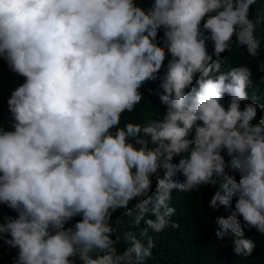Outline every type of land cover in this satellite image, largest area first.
<instances>
[{"label": "clouds", "instance_id": "1", "mask_svg": "<svg viewBox=\"0 0 264 264\" xmlns=\"http://www.w3.org/2000/svg\"><path fill=\"white\" fill-rule=\"evenodd\" d=\"M255 3L0 0V60L23 78L0 121V206L15 213L0 211V249L17 250L12 264H145L149 230L179 227L172 191L206 186H218L212 210L231 208L216 237L253 252L245 229L264 234V105L249 101L246 64L225 73L219 61L233 48L257 56ZM149 82L163 113L122 125ZM120 210L146 225L122 251Z\"/></svg>", "mask_w": 264, "mask_h": 264}, {"label": "trees", "instance_id": "2", "mask_svg": "<svg viewBox=\"0 0 264 264\" xmlns=\"http://www.w3.org/2000/svg\"><path fill=\"white\" fill-rule=\"evenodd\" d=\"M141 2L148 7L151 0H141ZM251 11L252 18H261V23L257 26L255 33L260 40L257 56L250 57L245 49L233 48L231 52L222 54L219 62L221 71L225 73L246 64L252 73L250 84L247 87L249 101L255 100L258 105H264V0H256ZM208 50L209 53L213 51L210 43ZM22 82L23 78L17 77L8 69L7 64L0 60V121L5 126L8 123L7 99L11 90ZM157 83L149 82L141 89L144 99L133 113L123 115L122 125L126 120L144 123L150 116L155 118L159 114L158 110L163 113L164 108L159 103L161 92ZM227 100L226 95L225 104ZM260 119H264V107L258 109L257 120ZM175 162H178V159ZM230 174L236 175L239 179L234 171ZM181 178L179 174L176 177V179ZM155 188L154 181L153 194ZM217 188L218 186H206L198 192L172 191L170 204L176 208V214L171 217V220L179 227L173 228L169 225L160 233L149 230L148 235L153 239L155 246L151 250V257L146 259L145 264H264V234L258 233L255 229L251 231L245 229V238L255 242V248L248 256L235 253L234 238L230 233L223 238L216 237V217H227L231 213V208L226 209L221 206L219 210L214 211L209 207V200ZM0 211L4 215H15L6 206H0ZM149 218L154 219V217ZM113 225L117 229L116 235L120 237L117 247L121 251L130 246V242L125 237L127 232L131 231L137 238H140V232L146 227L143 221L139 226L134 225L133 216L126 215L123 210L114 214ZM144 242L146 243V238ZM16 255V249L7 247L0 249V264H12V259Z\"/></svg>", "mask_w": 264, "mask_h": 264}]
</instances>
